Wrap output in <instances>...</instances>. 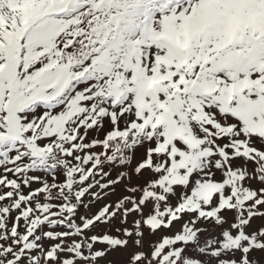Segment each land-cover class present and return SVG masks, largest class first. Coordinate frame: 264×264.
I'll list each match as a JSON object with an SVG mask.
<instances>
[{"label": "snow or ice", "instance_id": "snow-or-ice-1", "mask_svg": "<svg viewBox=\"0 0 264 264\" xmlns=\"http://www.w3.org/2000/svg\"><path fill=\"white\" fill-rule=\"evenodd\" d=\"M0 264H264V0H0Z\"/></svg>", "mask_w": 264, "mask_h": 264}]
</instances>
